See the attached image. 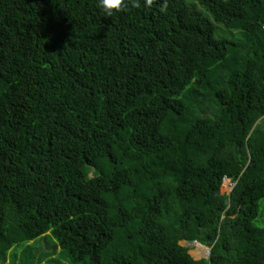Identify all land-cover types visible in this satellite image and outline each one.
I'll return each mask as SVG.
<instances>
[{"label": "trees", "instance_id": "obj_1", "mask_svg": "<svg viewBox=\"0 0 264 264\" xmlns=\"http://www.w3.org/2000/svg\"><path fill=\"white\" fill-rule=\"evenodd\" d=\"M140 3L0 0V264H264V0Z\"/></svg>", "mask_w": 264, "mask_h": 264}, {"label": "rangeland", "instance_id": "obj_2", "mask_svg": "<svg viewBox=\"0 0 264 264\" xmlns=\"http://www.w3.org/2000/svg\"><path fill=\"white\" fill-rule=\"evenodd\" d=\"M234 37L235 38H238L239 37V34H238V32H235V34H234ZM223 186H224V184H223ZM222 186V191L224 192V193H229V187H226L225 189H224V187ZM256 222H257V224H259V225H263L264 224V199L261 201V203H260V215H259V217L257 218V220H256ZM35 243H37L36 244V247H35V253L37 254V256L38 257H42V256H44V255H42V254H45V253H47V254H51L52 252H53V250H54V247H53V245L50 243V241L48 240V238L47 237H42L39 241H35V242H32V244H35ZM16 248V249H15ZM14 249L16 250V252H17V254H20L21 253V250H22V248L20 247V248H17V247H15ZM192 249H191V253L192 254H195L194 252H195V247L194 246H192L191 247ZM59 252H60V248H58L57 249V251L55 252V253H52L51 255H49V256H46L45 258H44V261H43V264H49L48 263V260L49 259H60V257H59ZM200 252H202V253H204V251L203 250H200ZM206 252V251H205ZM196 255V254H195ZM202 255H204V254H202ZM198 256V255H197ZM201 257V256H200ZM9 257L7 258V260H6V262L5 263H1V264H7V263H9ZM62 261L64 262V263H66L67 264V262L65 261V260H63L62 259Z\"/></svg>", "mask_w": 264, "mask_h": 264}, {"label": "clouds", "instance_id": "obj_3", "mask_svg": "<svg viewBox=\"0 0 264 264\" xmlns=\"http://www.w3.org/2000/svg\"><path fill=\"white\" fill-rule=\"evenodd\" d=\"M152 4L153 0H144L145 7H151ZM140 6V0H97V7L104 12L106 17H111L114 13L121 12L129 8H139ZM227 179L228 178H225L224 184ZM228 180L231 184V180Z\"/></svg>", "mask_w": 264, "mask_h": 264}, {"label": "water", "instance_id": "obj_4", "mask_svg": "<svg viewBox=\"0 0 264 264\" xmlns=\"http://www.w3.org/2000/svg\"><path fill=\"white\" fill-rule=\"evenodd\" d=\"M183 245L184 246H188V247H192V246H194L195 247V249L197 250V246H204V247H206L207 248V253L206 254H204V255H202L201 253H198L196 250H195V254L196 255H198V256H201V257H208L209 256V254H210V248L209 247H207V246H205V245H203L202 243H200L199 241H184L183 242Z\"/></svg>", "mask_w": 264, "mask_h": 264}, {"label": "bare ground", "instance_id": "obj_5", "mask_svg": "<svg viewBox=\"0 0 264 264\" xmlns=\"http://www.w3.org/2000/svg\"><path fill=\"white\" fill-rule=\"evenodd\" d=\"M229 186H231L230 182L229 181H225V187H229ZM197 247H199L201 249H204V246H197Z\"/></svg>", "mask_w": 264, "mask_h": 264}, {"label": "crops", "instance_id": "obj_6", "mask_svg": "<svg viewBox=\"0 0 264 264\" xmlns=\"http://www.w3.org/2000/svg\"><path fill=\"white\" fill-rule=\"evenodd\" d=\"M200 250H203L204 251V253L203 254H206L207 253V248L206 247H204V249H201V248H199V247H197V252L198 253H201L202 254V252H200ZM206 251V252H205Z\"/></svg>", "mask_w": 264, "mask_h": 264}]
</instances>
